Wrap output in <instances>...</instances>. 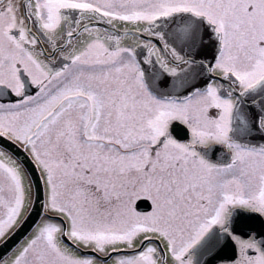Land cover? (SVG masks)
Returning a JSON list of instances; mask_svg holds the SVG:
<instances>
[{
	"label": "snow or ice",
	"instance_id": "6c2138e0",
	"mask_svg": "<svg viewBox=\"0 0 264 264\" xmlns=\"http://www.w3.org/2000/svg\"><path fill=\"white\" fill-rule=\"evenodd\" d=\"M0 264H264V0H0Z\"/></svg>",
	"mask_w": 264,
	"mask_h": 264
}]
</instances>
